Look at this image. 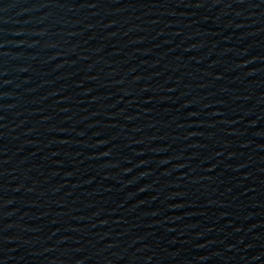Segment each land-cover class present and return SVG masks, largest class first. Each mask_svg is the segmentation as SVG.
Wrapping results in <instances>:
<instances>
[{
    "label": "water",
    "instance_id": "obj_1",
    "mask_svg": "<svg viewBox=\"0 0 264 264\" xmlns=\"http://www.w3.org/2000/svg\"><path fill=\"white\" fill-rule=\"evenodd\" d=\"M0 264H264V0H0Z\"/></svg>",
    "mask_w": 264,
    "mask_h": 264
}]
</instances>
